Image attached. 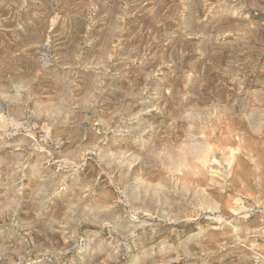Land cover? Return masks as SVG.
I'll use <instances>...</instances> for the list:
<instances>
[{"label":"rangeland","instance_id":"374dc122","mask_svg":"<svg viewBox=\"0 0 264 264\" xmlns=\"http://www.w3.org/2000/svg\"><path fill=\"white\" fill-rule=\"evenodd\" d=\"M0 264H264V0H0Z\"/></svg>","mask_w":264,"mask_h":264}]
</instances>
